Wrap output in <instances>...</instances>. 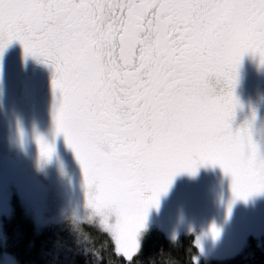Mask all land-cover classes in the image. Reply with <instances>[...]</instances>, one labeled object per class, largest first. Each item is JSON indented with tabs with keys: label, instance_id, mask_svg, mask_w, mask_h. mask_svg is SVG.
<instances>
[{
	"label": "snow or ice",
	"instance_id": "snow-or-ice-1",
	"mask_svg": "<svg viewBox=\"0 0 264 264\" xmlns=\"http://www.w3.org/2000/svg\"><path fill=\"white\" fill-rule=\"evenodd\" d=\"M12 41L52 67L55 134L126 264L178 173L218 165L234 198L264 192V154L232 128L242 57L264 65V0H0V56Z\"/></svg>",
	"mask_w": 264,
	"mask_h": 264
},
{
	"label": "rangeland",
	"instance_id": "rangeland-1",
	"mask_svg": "<svg viewBox=\"0 0 264 264\" xmlns=\"http://www.w3.org/2000/svg\"><path fill=\"white\" fill-rule=\"evenodd\" d=\"M0 56V264H20L5 242L4 221L16 206L29 215L36 226L64 225L68 222H93L100 228L104 215L114 219V212L97 213L88 204L84 174L62 134H56L65 149L66 160L45 158L37 143L38 132L20 127L7 112L6 102L17 86V79ZM256 71V73H255ZM246 80L251 104L244 113L253 141L264 154V65H253ZM18 74V72H16ZM245 87V88H246ZM11 89L9 94L7 91ZM235 89V88H234ZM240 87L235 93L240 95ZM238 92V93H237ZM237 98H239V96ZM258 106V107H257ZM257 107L256 110H252ZM255 112V116L253 113ZM237 114V113H236ZM25 127V126H24ZM238 127L232 126L233 129ZM48 136L45 139H50ZM45 141V140H44ZM215 226L217 235L211 228ZM150 228L161 230L169 239L194 234L199 253L196 264L222 261L238 254L249 258L264 250V192L247 199L234 198L231 177L218 165H202L195 174L180 172L174 176L159 205L150 207L145 226L139 233V249Z\"/></svg>",
	"mask_w": 264,
	"mask_h": 264
},
{
	"label": "trees",
	"instance_id": "trees-1",
	"mask_svg": "<svg viewBox=\"0 0 264 264\" xmlns=\"http://www.w3.org/2000/svg\"><path fill=\"white\" fill-rule=\"evenodd\" d=\"M6 248L20 264H126L101 228L93 222H68L37 227L19 206L4 221ZM199 250L194 234L169 239L150 228L143 237L134 264H196ZM209 264H264V250L249 258L243 254Z\"/></svg>",
	"mask_w": 264,
	"mask_h": 264
},
{
	"label": "flooded vegetation",
	"instance_id": "flooded-vegetation-1",
	"mask_svg": "<svg viewBox=\"0 0 264 264\" xmlns=\"http://www.w3.org/2000/svg\"><path fill=\"white\" fill-rule=\"evenodd\" d=\"M3 56L5 57V66L10 68L12 76L17 79V86L12 93L10 88L7 91L9 94L11 93L10 99L6 102L7 112L16 119L13 120L16 125L18 123L20 127L29 129L32 136L34 135L33 131L38 132L46 142L54 145V151L50 158L65 159L64 146L54 138L56 134L52 117L54 107L58 106L60 102V93L58 90L54 91L52 87V67L30 55L25 56L18 41H12L4 49ZM258 57V54L251 52L242 57L234 89L235 93V90L240 87V95L235 93L239 96L240 103L235 109L232 126L238 127V125L246 123L244 122V113L247 107H252V105L243 99L244 97L250 98L251 95V91H247L249 86L246 87L245 83L248 78L254 75L250 69L257 63ZM262 87L264 88L263 85ZM257 107H253L252 110H256ZM48 136H51L50 139H45Z\"/></svg>",
	"mask_w": 264,
	"mask_h": 264
},
{
	"label": "clouds",
	"instance_id": "clouds-1",
	"mask_svg": "<svg viewBox=\"0 0 264 264\" xmlns=\"http://www.w3.org/2000/svg\"><path fill=\"white\" fill-rule=\"evenodd\" d=\"M66 160V159H65ZM66 163H67V165H68V167H70V163L66 160Z\"/></svg>",
	"mask_w": 264,
	"mask_h": 264
}]
</instances>
